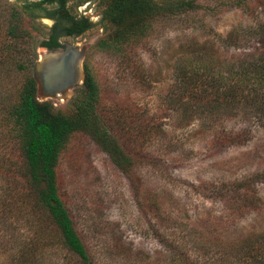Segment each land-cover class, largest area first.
I'll return each mask as SVG.
<instances>
[{"label":"rangeland","instance_id":"1","mask_svg":"<svg viewBox=\"0 0 264 264\" xmlns=\"http://www.w3.org/2000/svg\"><path fill=\"white\" fill-rule=\"evenodd\" d=\"M197 1L203 8L158 19L147 37L122 56L100 46L112 33L102 21L103 0H68L69 13L88 19L92 28L60 41L85 49L83 73L84 65L93 71L106 109L130 106L127 122L110 121L109 130L134 160L131 176L82 134L73 136L60 155L59 190L91 264H219L224 248L264 231V124L243 112L190 110L179 99L183 83L177 78L180 61L185 65L192 56L186 52L190 43L201 47L200 57L212 49L226 63L252 52L257 44L245 31L264 17L263 10L254 7L249 14L230 6L231 0ZM36 24L53 26L46 18ZM232 29L242 33L240 48L228 38ZM36 32L38 60L44 48L37 43L44 36ZM11 86L4 80L0 94ZM78 86L63 99L38 89L37 99L69 112ZM229 134H238V141L218 139ZM247 179L256 196L250 188L249 208L233 215L216 190L232 191ZM4 233L0 222V264H12L17 238L7 240Z\"/></svg>","mask_w":264,"mask_h":264},{"label":"trees","instance_id":"2","mask_svg":"<svg viewBox=\"0 0 264 264\" xmlns=\"http://www.w3.org/2000/svg\"><path fill=\"white\" fill-rule=\"evenodd\" d=\"M103 2L102 21L111 26L112 33L100 46L122 56L127 48L138 46L147 37L158 19H171L203 8L197 0ZM0 3V77L3 78L0 87L4 80L12 84L5 94H0V222L7 240L17 238L10 262L91 264L59 190L60 155L73 136L82 134L131 176L134 160L125 152L118 136L109 130L110 121L115 120L117 126L127 122L130 106L126 102L119 109L115 106L106 109L101 87L87 65L69 112L57 111L52 104L38 101L37 82L32 73L37 61L34 32L37 30L36 34L44 36L38 47L54 51L64 48L60 41L63 36H81L92 24L88 19L71 15L68 0H22L20 4L0 0ZM230 6L245 8L249 14L255 12L254 7H261L264 16V0H231ZM42 18L57 23L50 28L36 24ZM39 28L47 33L44 35ZM245 32L257 45L252 52L230 63L212 54V49L200 57L201 47L186 45V52L192 56L185 65L184 60L180 61L177 78L183 83L179 99L187 108L201 114L243 112L264 124V17ZM241 34L237 29L228 34L235 48H240ZM116 110L122 115L116 114ZM219 137L222 141L235 142L239 135ZM250 186L254 183L247 179L232 191L225 187L216 192L234 215L249 208ZM251 190L256 196L254 187ZM216 260L219 264H264V231L224 248Z\"/></svg>","mask_w":264,"mask_h":264},{"label":"water","instance_id":"3","mask_svg":"<svg viewBox=\"0 0 264 264\" xmlns=\"http://www.w3.org/2000/svg\"><path fill=\"white\" fill-rule=\"evenodd\" d=\"M85 49H79L67 43L64 49L49 51L34 63L33 76L43 95L54 99L66 98L76 86L83 83L82 61Z\"/></svg>","mask_w":264,"mask_h":264},{"label":"flooded vegetation","instance_id":"4","mask_svg":"<svg viewBox=\"0 0 264 264\" xmlns=\"http://www.w3.org/2000/svg\"><path fill=\"white\" fill-rule=\"evenodd\" d=\"M50 21H52L53 22V25L55 24V23H57V21L56 20H54V19H49ZM79 36H77V37H65V36H63L61 39H75V38H78ZM61 44H63L64 45V48H65V44H67V43H62L61 42ZM63 48V49H64ZM62 50V49H61Z\"/></svg>","mask_w":264,"mask_h":264}]
</instances>
